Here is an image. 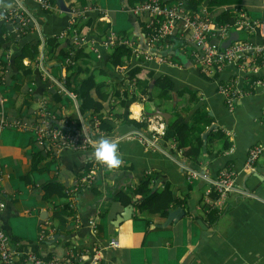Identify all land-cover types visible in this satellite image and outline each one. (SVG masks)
<instances>
[{
  "label": "crops",
  "instance_id": "1",
  "mask_svg": "<svg viewBox=\"0 0 264 264\" xmlns=\"http://www.w3.org/2000/svg\"><path fill=\"white\" fill-rule=\"evenodd\" d=\"M209 1L213 0L201 4L205 7ZM229 1L205 9L215 21L220 12L229 11L235 16L242 14L252 25L264 22V0ZM63 2L69 10L83 11L85 18H78L77 24L82 45L73 42L70 14L63 12L56 0L51 11H44L34 0H23L36 24L23 36L2 24L5 42L0 48V98L4 115L8 121L32 122L43 105L57 127L77 131L78 102L67 91L64 78L70 66L67 75L72 73L71 82L79 84L87 75L75 70H89L96 82L104 85L101 93L109 98L104 111L83 119L90 124L96 117L106 121L111 130L100 129L98 140L116 143L121 163L112 169L99 166L94 151L45 154L31 133L0 129V200L5 205L0 223L11 241L21 250L30 249L46 258H71L77 264H86L94 249L100 250L99 264H264V89L243 95L230 110L218 92L219 85L235 82L238 89L247 91L250 77L232 64L207 77L190 59V48H182L177 33L160 46L165 63L131 56L122 67H113L109 62L113 50L101 46L109 34L124 36L140 50L145 48L147 18L130 11L137 3L88 0V6L83 7L75 0ZM12 3L0 0V6ZM40 38L45 43L48 38H58L60 45L47 55L39 46L38 54L30 57L29 51L40 44ZM251 38L264 46L258 34ZM78 49L84 58L71 62ZM136 66L142 68L138 81L126 80L127 72ZM23 69L30 74L24 75ZM257 76L264 80V61ZM159 78L172 85L165 97L156 86ZM122 92L126 94L124 106L118 99ZM178 118L195 126L189 138L201 141L195 160L184 156L170 127ZM129 120L143 126L137 128ZM161 124L159 135L152 129ZM135 132L152 138L155 146L143 145L131 136ZM254 146H260L262 153L251 171L245 163ZM36 154L43 158L34 164ZM225 169L233 173L234 191L213 201L208 193L210 181ZM90 170H94L91 185L76 191V182ZM146 180H151L154 190H171L174 201L168 212L179 209L182 217L164 226L168 213L165 217L141 213L133 205L131 218L116 226V217L127 207L117 195L135 200L134 189ZM53 181L69 195L76 194V211L64 225L53 214L70 202L71 196L43 199L42 186ZM42 234L45 237L40 240Z\"/></svg>",
  "mask_w": 264,
  "mask_h": 264
},
{
  "label": "built area",
  "instance_id": "2",
  "mask_svg": "<svg viewBox=\"0 0 264 264\" xmlns=\"http://www.w3.org/2000/svg\"><path fill=\"white\" fill-rule=\"evenodd\" d=\"M44 11H51L54 0H34ZM192 0H141L135 4L130 11L137 16L147 18L146 43L143 50L138 49L134 43L125 37H120L114 33L109 34L101 42V46L107 50L123 46L131 50L132 56L143 61H155L165 63L160 46L167 41L173 40L178 34V41L182 48H190L189 56L193 64L197 66L207 77L215 76L225 66L232 64L236 68L250 77L247 80V91L236 87L235 82L220 84L219 94L224 98L228 108L233 109L235 102L243 95L251 94L256 88L264 89V80L257 76L260 65L264 61V46L250 40L251 36L258 34L264 39V22H257L252 25L242 14L235 16L232 25L219 24L206 11L200 3L193 7ZM197 1V0H194ZM89 8V7H88ZM90 9V8H89ZM69 26L73 42L82 45L83 39L79 37L73 29V25L78 18H85L83 11L72 8L69 12ZM8 24L12 27V32L17 36H23L36 26L33 17L25 10L23 0H13L10 6H0V25ZM32 26V27H31ZM37 28V27H36ZM242 32L245 39L233 42L225 49H221L219 44L224 42L230 34ZM44 39L40 38V51L44 49ZM94 51V50H93ZM4 100L0 98V129L5 127L16 129L22 132L31 133L35 141L43 148L45 154H58L62 150L71 151H94L98 142L100 130V118H95L92 124L79 116V126L77 131H68L57 127L53 123L50 111L41 106L36 118L32 122L22 119L8 121L3 111ZM157 134L162 133V124L152 129ZM131 136H136L145 146H155L152 138H146L140 132H135ZM128 136V137H131ZM262 153L260 146H254L248 152L245 168L254 170V166ZM98 165H102L98 162ZM94 167H97L94 166ZM94 170H90L82 176L75 185L76 191L88 188L93 179ZM196 174L193 173V176ZM211 188L208 193L216 192L219 197L234 191L233 173L227 169L219 172L216 179L210 181ZM70 205L74 208L73 195H70ZM4 203L0 200V211L4 209ZM93 231L95 226L91 223ZM44 234L40 240H43ZM110 245L115 246V242ZM83 259V256L80 257ZM100 250L94 249L92 255L87 259L86 264H99ZM0 264H77L74 259L46 258L35 251L27 249L21 250L16 246L6 234L0 223Z\"/></svg>",
  "mask_w": 264,
  "mask_h": 264
},
{
  "label": "trees",
  "instance_id": "3",
  "mask_svg": "<svg viewBox=\"0 0 264 264\" xmlns=\"http://www.w3.org/2000/svg\"><path fill=\"white\" fill-rule=\"evenodd\" d=\"M141 0H130V5H133L134 2L138 3ZM79 3L81 6H88V0H75V3ZM227 2H230L229 0H213L209 1L205 4V7L207 9H213L217 6H223ZM200 3H205V0H192L190 4L193 7H196ZM71 8V7H70ZM235 20V15H232L229 11H223L220 12V14L216 18V22L219 24H228L232 25ZM91 22V20H88L87 23ZM78 19L76 20V23L73 25V29L76 31V33L79 35V27H77ZM5 31V27L1 24L0 25V48L5 42V38H2V34ZM252 39V38H251ZM58 38H48L44 45L43 53L45 54H52L56 52L57 48L59 47ZM38 47L39 45L36 44L31 51H29V56L33 57L34 55L38 54ZM61 55L68 58L69 55L64 53V51H61ZM24 56V55H23ZM22 56V57H23ZM132 53L131 50L128 48H125L123 46H119L113 49L109 62L113 67H122L125 60H128L131 58ZM21 57V58H22ZM20 58V59H21ZM80 58H84V54L82 53V50H79L75 53L73 59H70L71 62L77 61ZM19 69L20 66H18ZM68 70L70 69V66L67 67ZM66 70V76L64 78L65 81V87L67 91L75 95L77 102H78V111L82 117L86 116L89 113H99L101 111L105 110L104 103L108 101L109 96L106 94L101 93V90L103 89L104 85L102 83H97L95 80V76L92 72L86 69L77 68L75 70L76 74L83 73L86 74V78L82 80L79 84H74L71 82V76L72 73H69L67 75ZM142 68L140 66H136L131 68L127 74H126V80L132 81L136 83L137 75L141 72ZM22 72L24 75H29L30 71L28 69H23ZM148 78H152L151 73L149 72ZM1 80V78H0ZM156 86L160 90V96L165 97L168 92L172 89V85L166 78H159L156 81ZM119 104L121 106L125 105L126 101V94L122 92L119 96ZM108 112L110 113V110L108 109ZM130 124L134 125L137 128H141L143 124L137 123L135 121H128ZM197 123V122H196ZM77 125L79 126L78 122ZM171 129L175 131L176 134V140L178 142L179 148L184 149V156L187 158H190L191 160H195L200 152V145L201 141L200 139H196L194 142L190 140L191 134L195 131L194 125H189L187 123H184V120L181 118H178L171 126ZM100 129L102 131H110L111 128L106 123L105 120H100ZM218 137H222V135L218 134ZM229 144L225 142L224 149H228ZM43 158L42 154H36L32 157L33 163L37 164L39 160ZM32 170H34V167H32ZM151 180H146L143 183L139 184L135 189L133 193V197L135 199V202L133 205L137 206V209L139 212H147L151 215H160L162 217H165L168 213V206L174 201L173 194L171 193V190L166 187L163 191L159 192L158 190H154L151 187ZM85 189V188H82ZM43 191V199L48 200L52 196H57L61 199H68L70 195L66 192L65 188L58 182L53 181L47 184H44L42 186ZM76 196V194L74 195ZM218 194L216 192H211L209 194V197L213 200H217ZM118 201H120L124 206H128L132 202V197L119 193L117 195ZM176 201V200H175ZM178 205H181L182 202H177ZM77 207V206H76ZM74 211H76V208H72L70 205V202H67L62 205L59 212H56L53 214V218L57 220L61 225H64L68 218H70ZM213 219V218H212Z\"/></svg>",
  "mask_w": 264,
  "mask_h": 264
},
{
  "label": "water",
  "instance_id": "4",
  "mask_svg": "<svg viewBox=\"0 0 264 264\" xmlns=\"http://www.w3.org/2000/svg\"><path fill=\"white\" fill-rule=\"evenodd\" d=\"M57 4L59 5V7L61 8V10L63 12H70V10L68 8L65 7L63 0H56ZM246 35L242 32H236V33H232L230 34V36L228 37V39H226L222 44H221V49H225L228 46H230L233 42L238 41L239 39H245ZM135 202V200H132L131 204L128 205L121 214H119L116 217L115 220V225L118 226L121 222H123L124 220H127L129 218H131L132 216V209H133V203ZM183 215V212L178 210L172 211V212H168V216L167 219L164 223V226H167L169 223L174 222L176 220H179Z\"/></svg>",
  "mask_w": 264,
  "mask_h": 264
},
{
  "label": "clouds",
  "instance_id": "5",
  "mask_svg": "<svg viewBox=\"0 0 264 264\" xmlns=\"http://www.w3.org/2000/svg\"><path fill=\"white\" fill-rule=\"evenodd\" d=\"M95 159L109 169L118 168L121 161L118 158V145L107 139H101L93 153Z\"/></svg>",
  "mask_w": 264,
  "mask_h": 264
},
{
  "label": "rangeland",
  "instance_id": "6",
  "mask_svg": "<svg viewBox=\"0 0 264 264\" xmlns=\"http://www.w3.org/2000/svg\"><path fill=\"white\" fill-rule=\"evenodd\" d=\"M120 36V35H119ZM121 37H124V36H121Z\"/></svg>",
  "mask_w": 264,
  "mask_h": 264
}]
</instances>
